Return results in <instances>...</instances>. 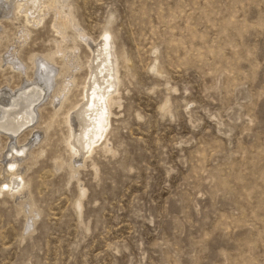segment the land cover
Wrapping results in <instances>:
<instances>
[{"label":"rangeland","instance_id":"374dc122","mask_svg":"<svg viewBox=\"0 0 264 264\" xmlns=\"http://www.w3.org/2000/svg\"><path fill=\"white\" fill-rule=\"evenodd\" d=\"M58 1L80 68L60 109L36 105L35 132L0 135V168L14 144L30 155L28 200L0 195V264H264V0ZM5 2L0 89L17 91L61 38L53 9L31 25ZM105 29L120 94L106 144L81 162L67 111Z\"/></svg>","mask_w":264,"mask_h":264},{"label":"bare ground","instance_id":"6f19581e","mask_svg":"<svg viewBox=\"0 0 264 264\" xmlns=\"http://www.w3.org/2000/svg\"><path fill=\"white\" fill-rule=\"evenodd\" d=\"M10 1V3L5 2L7 3V14L12 10L22 13L26 22L31 25L41 24L45 19V15L49 10L53 9L56 15L54 28L61 38L56 50L50 54L43 55L41 60L39 55L35 54L31 56V61L35 64L37 73L40 75L38 78L29 80L17 91L6 90V88H4L5 90L0 89V135H5L7 140H10V143H12L14 138L17 139L26 130H30L29 136L39 128L35 123L38 112L36 105L42 99L46 102L50 100L58 109L63 106V103L66 102L65 100L68 99L69 93L76 84L74 72L80 68V63H75V59L79 57L76 55L77 49L71 48L67 50L62 46L64 41L69 40L66 31L68 25L73 23V19L70 13H66L63 10V5H57L59 4L58 0ZM24 27V37L26 38L31 32L27 26ZM80 37L84 42L90 43L84 36V33ZM114 45L110 29L104 30L101 40L95 46L90 45L89 72L84 81L83 91L80 95L81 100L72 110L67 111V115L70 116L69 123L71 129L68 145L72 150L71 153L73 152V158L78 157L81 162H84L85 159H91L96 151L107 142L109 127L111 125V107L118 100V95L120 94ZM16 53L12 52L11 55L15 60L19 58L18 53ZM56 55L63 57L62 66L56 63ZM8 61H6L7 64ZM50 64H56L57 67L53 68L54 66L52 67ZM12 68L19 71L21 76L25 75L26 67L24 65L21 66L19 63H13ZM19 99L26 101V103L22 104L21 109L17 111L15 106L18 105ZM48 128L49 125H46L43 130L46 132ZM26 145L15 146L14 144L6 152L5 157L9 155L10 159L6 161L5 159L7 158L4 157L5 165L0 168V195L10 194L12 196H22V198L27 195L29 184L21 168L22 161L30 156L26 152ZM3 149L0 144V158L5 153L4 150L2 154ZM107 150L111 149L108 148ZM60 165L58 164L57 167ZM85 190L82 188V193L79 196V209L82 208L81 200L84 197ZM26 199L28 200V198Z\"/></svg>","mask_w":264,"mask_h":264}]
</instances>
